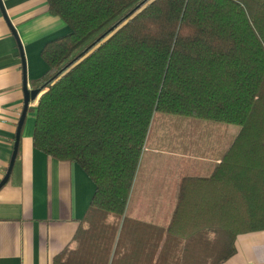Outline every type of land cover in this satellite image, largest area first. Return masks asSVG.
I'll use <instances>...</instances> for the list:
<instances>
[{
    "label": "trees",
    "instance_id": "1",
    "mask_svg": "<svg viewBox=\"0 0 264 264\" xmlns=\"http://www.w3.org/2000/svg\"><path fill=\"white\" fill-rule=\"evenodd\" d=\"M47 4L70 34L42 50L33 144L95 184L84 243L117 264L135 237L127 206L161 113L239 132L210 176L182 177L166 227L137 224L145 262L225 264L238 236L264 231V0Z\"/></svg>",
    "mask_w": 264,
    "mask_h": 264
},
{
    "label": "crops",
    "instance_id": "2",
    "mask_svg": "<svg viewBox=\"0 0 264 264\" xmlns=\"http://www.w3.org/2000/svg\"><path fill=\"white\" fill-rule=\"evenodd\" d=\"M68 34L66 24L49 13L47 0H0V264H112L111 246L82 240L95 184L78 165L50 158L33 144L44 92L26 103V90H34L49 70L41 56L45 45ZM238 132L226 127L222 147L204 151L206 158L190 154L186 171L178 166L177 180L164 185L170 189L153 183L143 194L132 192L126 217L135 237L117 264H146L137 224L166 227L182 177L210 176ZM225 264H264V231L238 236L236 254Z\"/></svg>",
    "mask_w": 264,
    "mask_h": 264
},
{
    "label": "rangeland",
    "instance_id": "3",
    "mask_svg": "<svg viewBox=\"0 0 264 264\" xmlns=\"http://www.w3.org/2000/svg\"><path fill=\"white\" fill-rule=\"evenodd\" d=\"M229 126L158 113L141 155L133 191L143 194L153 183L160 189H170L164 185L177 180L178 166L186 171L190 154L206 158L204 151H217L226 140L223 131ZM220 127L222 132L218 131Z\"/></svg>",
    "mask_w": 264,
    "mask_h": 264
},
{
    "label": "water",
    "instance_id": "4",
    "mask_svg": "<svg viewBox=\"0 0 264 264\" xmlns=\"http://www.w3.org/2000/svg\"><path fill=\"white\" fill-rule=\"evenodd\" d=\"M40 95L39 90H32L28 91L26 90V103H28L30 100L35 101Z\"/></svg>",
    "mask_w": 264,
    "mask_h": 264
}]
</instances>
